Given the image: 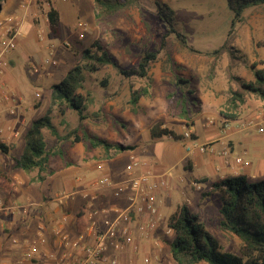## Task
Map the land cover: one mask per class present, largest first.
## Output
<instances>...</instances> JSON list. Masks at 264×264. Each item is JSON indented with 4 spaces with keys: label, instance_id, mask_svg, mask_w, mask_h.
I'll use <instances>...</instances> for the list:
<instances>
[{
    "label": "rangeland",
    "instance_id": "rangeland-1",
    "mask_svg": "<svg viewBox=\"0 0 264 264\" xmlns=\"http://www.w3.org/2000/svg\"><path fill=\"white\" fill-rule=\"evenodd\" d=\"M24 1L26 7L22 8L20 4ZM50 6L59 12L58 37H52L49 33L47 11ZM162 9L167 14L171 11L170 24L165 22L161 14ZM0 10H2L0 38L7 29L13 32L18 28L20 32L16 47L5 56L6 66L0 75V82L7 81L11 84L12 87L7 88L12 100L18 97L19 90L28 94L23 85L28 84L31 90L35 88L31 85L37 79L49 83L44 84V90L41 88L38 90L40 96L34 94L35 103L31 112L34 119L45 113L49 114L57 127L58 135L51 134L45 129L44 137L48 149L60 148L66 158L72 159L74 147H70L66 143L67 140L61 139L60 136L74 127H80L77 134L88 143L92 135H97L96 132L102 136L109 128L110 137L104 139L119 140V143L124 145L125 139L121 133L127 136L134 135V144L139 153L135 155L156 172L165 175L168 182L169 178H172L178 183L173 187L169 184L167 188L160 190L162 219L152 233H142L146 242L145 250H142L136 241L125 250L129 251V257L122 256V259L143 264V256L152 253L158 255L162 264H179L169 248L173 232L167 233L165 230L168 216L183 204L203 217L206 229L219 240L223 250L241 254L240 249L244 241L235 233L222 230L218 226L219 192L212 191L206 183L198 182L199 179H197L199 188L191 183L194 180L191 176L196 172H190L191 153L186 150L190 139L184 132L189 131L193 121L195 124L201 122L200 119L204 121L213 117L220 123V130L223 129L224 123L230 120L221 114V111H228L225 105L228 96L226 89L231 86L235 88L227 76L229 52L233 51L237 56V62L230 71L244 79H253V70L264 68V5L246 8L242 13V19L232 25L233 14L225 0H139L138 7H131L103 20H98L95 16L94 0H0ZM9 16L13 17L10 23L5 19ZM80 21L86 22L84 31L77 26ZM39 32L44 35L43 40L39 39ZM176 32L184 36L187 45L192 49L180 43ZM162 37L165 39L164 45L161 44ZM98 44L126 70L134 68L146 51H157V59L151 63L148 76L145 78L126 77L110 64L102 66L95 72L84 69L83 86L78 88L77 92L86 98L84 112L86 118L79 125V119L74 111L65 109L64 113L60 114L58 108L51 106L42 93L46 94L70 68L86 62L83 59V49L99 51L96 46ZM50 49L56 64L49 65L41 73L33 72L32 64L40 65L42 60L49 56ZM215 50L218 53H215ZM16 54L17 56L12 58V55ZM215 57L216 65L211 69L210 63ZM177 76L189 80L186 87L185 84L178 85ZM103 80H106L105 84H102ZM146 84L149 85V93L140 98L134 112L128 103L129 88L130 86L138 88ZM187 88L192 90V93L187 96L186 111L182 114L175 99L187 95ZM169 93L174 94L173 103L168 99ZM2 100H5L3 96ZM11 106H14V103ZM11 106L7 108L8 113ZM236 111L239 121L254 114L264 117L262 101L252 94L244 97ZM132 118L138 120L137 131L134 130ZM156 121H161V127H166L180 137L164 135L152 139L146 130H149ZM255 131L253 133H257ZM196 135V130L190 131L193 140H196ZM112 136L114 138H111ZM19 150L17 147L6 154L4 163H0V169L10 171L13 158L17 156ZM185 153L188 156H184L180 161ZM34 173L30 175L35 176ZM99 173L100 171L94 170L96 178ZM233 176V173L227 175ZM74 177L75 175H72L73 179ZM263 178H255V181ZM183 186L188 193L182 194ZM166 191L171 192L173 196L166 195ZM1 198L3 204L9 202L6 197ZM18 200L20 198L16 196L15 202L18 203ZM2 219L0 217V222ZM0 231L6 239L10 237L5 230L0 228ZM3 241L2 238L1 244ZM4 261L0 258V262ZM195 264L206 263L201 261Z\"/></svg>",
    "mask_w": 264,
    "mask_h": 264
},
{
    "label": "crops",
    "instance_id": "crops-1",
    "mask_svg": "<svg viewBox=\"0 0 264 264\" xmlns=\"http://www.w3.org/2000/svg\"><path fill=\"white\" fill-rule=\"evenodd\" d=\"M1 11L2 10H0V12ZM13 56H17V54L12 55V58ZM44 70L46 69L39 70L38 73ZM5 82H3V87L0 85V126L7 124L9 127H4L6 140H3L4 143L9 146V151L7 153L0 151V163H4L3 161L6 158L5 155L11 153L17 147L20 150L16 154V157H19L22 153L25 133L34 120L31 113L34 108L33 103H35L34 94L35 96H40L38 90L40 88L44 90V84H49L37 79L36 82L31 85L35 86V88L31 90H29L28 84H22L24 90L26 89L28 91V94L19 90L17 93L18 97H14L15 100H12V96H10L7 88L12 86L8 84L7 81ZM228 89L229 87L226 91H228ZM42 94L50 103L51 88L46 94ZM3 95L7 96V99L2 100ZM13 103L16 107V112L11 115L8 113L7 108ZM76 116L77 119H79L77 113ZM252 117L261 123L264 129V117L261 115L259 117L256 114L252 115ZM132 119L133 124H135L134 130H139L138 120ZM248 119L242 121H239L238 118L230 119L228 121L230 123L228 128H223L222 130H220L219 127L220 123L214 118L212 123H208V120L202 121L201 119V122L198 124H195L193 121L191 128L196 130V140L202 143H209L212 145L213 151L201 153L198 150H192L191 155H189L191 160L190 172H196L191 176L192 178H206V182L203 183L210 186V182L227 177L229 173H233L234 175L244 174L248 179L252 180L258 177H264V130L260 132L255 126H246L245 123ZM255 130L257 133H253ZM147 131L149 132L148 129L146 132ZM43 133H45V130H43ZM96 133L99 137H110L108 134L111 133V129L108 128L107 133L102 136L98 134L99 132ZM121 134L125 139L124 145H131L133 146L132 149L116 150L115 146L111 145L106 151L101 145L93 146L90 141L85 143L83 139L75 142L72 141V138L66 139V143L70 147H74L73 158H66L63 150L57 148L61 151L62 155L51 154L48 161V170L42 173L44 178L35 182L30 181L35 177L30 174L35 172L34 174L36 175L37 171L34 170L27 173L22 169L15 168L14 158L10 171L1 168V170L9 172L14 182V192L11 194L0 188V191L4 192L2 194L0 193V198L4 196L9 201L7 204H3V208L0 209V217L3 218L0 222V228L5 230L7 234H10V237L6 239L0 231V258L2 260L6 262L16 261L21 252L20 242L25 239L33 238L39 227H43L46 236H48L46 245L48 248H51L52 245V229L59 227L70 234L79 232L80 230H78L77 227V213L81 208L85 209L84 217H86L89 211L95 207L103 205L124 207L127 205L126 190L119 195H115V189L111 185H105L99 188H94L93 185H91L96 179L94 175L95 169L100 171L98 177L102 174H107L117 183L125 179V167L129 156L139 153L137 146L134 144L135 136H127L123 134V132ZM81 135H83V133H81ZM111 138H114V136ZM109 142L114 144L120 141L115 140ZM224 144L229 146V152L226 155H221V147ZM206 153L208 155H205ZM186 155L188 156V154L185 153V155L180 158V161H182ZM51 156H53V158ZM236 157L242 159L241 164L235 162ZM100 162L104 163L102 170L97 168ZM72 175H75L74 179ZM167 183L168 185L170 184L171 187L178 184L172 178H169V182L167 181ZM184 187L185 186H183V188ZM185 188L182 190V194L188 193ZM166 195L169 197L173 196V194L168 191H166ZM16 196L20 198L18 203L15 202ZM93 196H96L95 199L92 198ZM14 204L25 207V211L19 209L13 212L12 207ZM199 217L202 221L204 220L201 215ZM137 222H139V218L135 217L130 224L134 243L138 241L139 245L142 246H140V248L145 250L144 244H146V242L143 234L137 228ZM2 238L4 239L3 244H1ZM14 238L19 240V242L14 243ZM128 252L129 251H125L122 256H128V254H130ZM75 260L76 257L67 258V263L76 264ZM36 262L34 264H52L44 261Z\"/></svg>",
    "mask_w": 264,
    "mask_h": 264
},
{
    "label": "trees",
    "instance_id": "trees-1",
    "mask_svg": "<svg viewBox=\"0 0 264 264\" xmlns=\"http://www.w3.org/2000/svg\"><path fill=\"white\" fill-rule=\"evenodd\" d=\"M228 9L233 14L231 25L235 21L242 19L243 11L251 6L264 5V0H225ZM96 18L103 20L116 13L138 7L139 0H94ZM167 10L168 7H166ZM171 11H169L170 13ZM167 14L162 9L161 14L166 23L170 24L171 14ZM47 23L49 33L53 37L60 34V19L58 10L50 6L47 11ZM176 37L184 46H188L184 36L176 32ZM165 39L162 37L161 44L164 45ZM99 51L83 49V65H75L70 68L65 76L51 88L50 104L58 108L63 114L65 109L73 110L81 121L86 118V98L78 88L83 86L84 74L86 69L90 72L99 70L102 66L110 64L126 77L135 76L145 78L152 62L157 59V51H146L139 58L137 65L131 69H123L115 59L103 49L100 44L96 45ZM189 47V46H188ZM192 49L191 47H189ZM218 53L217 50L214 51ZM237 56L229 52L228 80L235 85L229 87L228 96L225 100L226 109L221 111L224 117L236 119V110L244 101L247 94L257 96L262 101L264 109V68L253 70V79L247 80L230 71L236 64ZM217 57L210 63L211 69L216 65ZM178 85L189 83V80L177 76ZM106 80L102 81L105 84ZM187 95H181L175 99L180 106L182 114L186 111L188 97L192 90L187 88ZM149 93V85L138 88H129L128 103L132 111H136L141 97ZM171 103L174 94H167ZM161 121H156L150 128L149 134L152 139L160 138L164 135H171L179 138L173 131L166 127H161ZM80 127H74L66 134L60 136L61 139L72 138V141H79L82 138L77 134ZM48 130L51 134L58 135L57 129L49 114L34 119L27 129L24 136V148L19 157L14 158V167L29 173L36 170L33 180H42V173L48 170L49 156L52 154L62 155L59 149H48L43 130ZM73 135V136H72ZM90 143L93 146L101 145L106 151L111 145L116 150L132 149L131 145L121 143H110L108 140L92 135ZM0 151L7 153L9 146L0 141ZM197 181V179H194ZM206 178H201L198 182H206ZM0 188L9 194L14 192V182L9 172L0 169ZM210 189L219 192V220L218 226L222 230H227L238 235L244 245L241 247V254H237L222 249L219 240L211 234L205 227L204 222L197 213L192 212L188 205L178 206L167 218L166 226L173 232L172 240L169 242L170 252L179 264H195L205 262L206 264H264V178L258 181L249 180L246 175H234L233 177H223L210 182ZM207 194V192H203ZM85 209L81 208L77 213V227L81 230L86 224L84 217Z\"/></svg>",
    "mask_w": 264,
    "mask_h": 264
},
{
    "label": "built area",
    "instance_id": "built-area-1",
    "mask_svg": "<svg viewBox=\"0 0 264 264\" xmlns=\"http://www.w3.org/2000/svg\"><path fill=\"white\" fill-rule=\"evenodd\" d=\"M20 7L25 8V1L20 4ZM8 22L13 21V17H6ZM77 26L81 30L86 29V22L80 21ZM18 28L13 32L7 29L6 33L0 38V75L3 73L6 66V54L16 47ZM40 40L44 39V35L39 32ZM56 64V59L52 56V49L49 50V56L45 57L40 65H32L34 72L40 69H46L48 65ZM1 87L4 86L0 82ZM7 96L3 95V99ZM15 106L9 108V112L15 113ZM9 113V114H10ZM260 117V115H257ZM263 117V116H262ZM213 118L208 119V123H212ZM229 122L224 123V129L228 128ZM246 126L257 127V130L262 132L263 126L255 118L251 117L245 123ZM5 128H9L8 126ZM3 126H0V141L4 142L6 136ZM189 131H185L184 135L189 138V147L186 148L188 153L193 149L203 153L213 151L212 145L193 140L190 137ZM4 140V141H3ZM229 152V146L224 144L221 147L220 154L226 155ZM235 162L241 164L240 157L235 158ZM104 163H98L97 168L102 170ZM126 177L123 181L117 183L107 174H102L97 177L91 185L94 188H99L105 185H111L115 189V195L121 194L124 190L127 192V205L118 207L113 205L95 207L89 211L86 218V224L83 228L75 233L69 232L56 227L51 230V248H48V236H46L43 227H39L35 232V236L30 239H25L21 244L20 256L16 261H4L0 264H34L36 261H44L54 264H72L67 263V258L76 257V264H137L133 260H123L122 252L127 247L134 244V239L130 229V224L135 217L139 218L137 222L138 230L143 234L152 233L160 225L162 213L160 210L161 199L159 198L160 190L167 188L168 183L165 175L156 172L149 167L147 163L140 159L135 154H131L125 167ZM197 188L200 184L196 180L191 181ZM96 196L92 198L95 199ZM3 208V200L0 198V209ZM19 209L25 211V207L14 204L12 211ZM167 233L171 232L170 228H166ZM14 243L19 242L13 239ZM136 248V245L135 247ZM143 264H162L158 255L147 254L143 256ZM36 262V263H37Z\"/></svg>",
    "mask_w": 264,
    "mask_h": 264
}]
</instances>
